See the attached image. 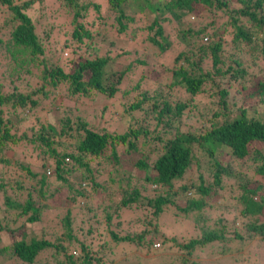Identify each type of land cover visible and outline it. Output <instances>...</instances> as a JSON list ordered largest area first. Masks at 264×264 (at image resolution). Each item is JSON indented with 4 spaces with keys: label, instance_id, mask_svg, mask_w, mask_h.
I'll use <instances>...</instances> for the list:
<instances>
[{
    "label": "trees",
    "instance_id": "1",
    "mask_svg": "<svg viewBox=\"0 0 264 264\" xmlns=\"http://www.w3.org/2000/svg\"><path fill=\"white\" fill-rule=\"evenodd\" d=\"M36 1L42 3L0 0L8 10L0 24L6 35L0 36V259L16 264H104L106 252L126 253L130 247L150 248L159 241L178 251L175 262L197 264L191 258L197 250L214 244L224 253L230 240L244 238L228 230L234 219L208 214L218 207V191L230 177L236 181L242 227L264 240V198L257 192L262 185L243 172L250 168L253 174H264V71L259 68L246 79L241 59L264 60V0H107L115 12V32L127 33L128 39L137 34L130 30L137 14L152 15L143 31L158 53L172 46L162 23L173 20L180 25L202 11L224 19L220 27L229 30L233 49L212 38L219 35L214 17L195 29L179 26L181 43L191 34L212 39L197 45L196 61L182 50L170 67L161 63L157 71L145 59L112 67L117 57L128 53L127 45L123 40L121 51L107 27L90 30L76 21L87 7L98 10L99 4L88 0H52L71 12L73 27L63 48L73 56L66 69L56 51L49 60V28L37 32L27 12ZM81 43L83 52L78 51ZM99 43L110 47L100 52ZM204 58L210 61L207 68L200 65ZM136 63L141 75L123 84ZM162 71L165 77L158 76ZM146 81L150 89L143 86ZM231 81H239L241 100L233 109L226 101ZM164 85L181 89L186 100ZM200 92L207 94L208 105L198 111L201 122L195 126L191 112L197 109L193 101ZM95 95L107 100L119 95L122 101L114 111L110 106L108 113L101 110L89 118L79 104L92 103ZM63 100H72L73 106ZM115 122L122 123L121 129ZM54 197L63 203L51 226L56 234L50 238L43 210ZM166 220L187 235H180V241L165 235Z\"/></svg>",
    "mask_w": 264,
    "mask_h": 264
},
{
    "label": "rangeland",
    "instance_id": "2",
    "mask_svg": "<svg viewBox=\"0 0 264 264\" xmlns=\"http://www.w3.org/2000/svg\"><path fill=\"white\" fill-rule=\"evenodd\" d=\"M85 2L87 0H79V2ZM95 2L99 4L98 10L95 11L92 7H87L84 12L81 13L80 16L76 18V21L79 23H82V25L85 28H88L90 30H96L98 26H104L109 29L108 35L109 38H111L115 42V48H118L119 50L123 51L122 48L119 46H123V40L124 44L127 45L128 53L122 54L119 57H117L113 63L112 67L118 66L120 64H125L127 61L133 62L135 59H145V62H147L148 67H154V69L160 70L161 63L165 64L166 66L170 67L173 62L172 59L178 53L179 51H184L185 56L188 57V60L196 61L197 55H199V52L197 51V45L200 42L208 43L210 39L212 38H220L222 39V43L224 48L233 49V46L230 43V34L229 30L222 29L220 27V24L222 20H224L218 13L216 16H214V13L211 14L208 11H202L197 16L193 14L192 16L185 17L180 25L177 24V22L171 20L168 22L162 23V27L164 30V33L168 37V39L172 40V46L168 48L166 51H163L162 53H158V49L152 45L147 38L144 37L145 32L143 31V26L148 22L150 17L152 16L149 12H139L137 16L138 18H135L134 22H131L130 30H133L135 33V36L131 39H128L127 33H116L115 32V20L113 19V16L115 15V12L108 9V3L107 0H88ZM87 1V2H88ZM59 4H56L52 2V0H42L41 2H34L30 8L27 10L28 15L34 22L36 26V31L41 34L42 29H48L49 28V34L48 38L45 41V54L48 55V59L52 61L53 55L52 53L56 51L58 59L57 60L60 64H63L65 66V69L67 66H69V60L73 56L72 53L69 50H66L63 48V42L65 40L70 39V32L73 27V23H71V12L69 10H66L64 7H59ZM8 14V10L0 5V24L3 22V20L6 18V15ZM214 17V18H213ZM187 18V20H185ZM211 18L214 19V26H217V29L219 30V35L213 36L212 38L209 36L201 37L200 35H194L191 34L188 37H186V40L181 43L182 41L180 39V34H178L177 29L179 28H185L187 25H190L193 29L201 26L203 23H208ZM6 31V30H5ZM4 31V32H5ZM139 31V32H138ZM142 32V33H140ZM94 35V33H93ZM0 36L5 38L6 35L2 32H0ZM127 36V37H126ZM94 40V38H93ZM126 40V43H125ZM84 41H89L84 39ZM90 42V41H89ZM98 44V43H97ZM100 45V52L107 51L110 46H107L104 43H99ZM113 46V45H112ZM56 49V50H55ZM85 47L81 43L78 47L79 52H83ZM241 52V51H240ZM238 52V54L240 53ZM2 52H0V59L2 56ZM115 54L114 51L112 53ZM52 55V56H51ZM225 55H228L227 51L225 50ZM55 59V58H54ZM53 59V60H54ZM243 62V68L246 70V75L248 79L251 75L257 73L258 69L262 68L264 71V60H258L254 63H251L248 61L247 57H241ZM180 61L176 65L180 64ZM209 60L202 59L200 62L201 67L207 68L209 65ZM230 62V60L226 61ZM133 75L130 77L129 74L125 75L123 79V84H132L134 83L135 79H138L139 76L142 73V67L139 64L134 65ZM132 73V72H131ZM167 75V72L162 71L160 73L161 77H165ZM245 80V79H244ZM169 78L164 82H169ZM238 84L239 81H231L229 85L227 86L228 95L226 98L227 106L230 105V109H233L235 105L239 104L241 102L240 100V91H238ZM128 85V87H129ZM144 87L151 88V82L146 81L145 84H143ZM164 90H167L170 88V90H167V92L170 91V93L176 97H178L181 101L186 100L187 94L182 92L180 89H176L175 87H170L167 85L163 86ZM175 93V94H174ZM103 96L95 95L92 103L90 101H85L82 103V105L79 104V110L84 109L85 115L89 118H91V115H95L93 113L100 112L103 110L104 112H107L108 108L111 106V111H114V108L120 101V96H114L110 99H104ZM208 97L205 92H200L196 95L195 100L193 101L195 107H197L196 110H193L191 114H194L193 117V123L195 126H198L201 122L198 120V111H204L205 106L208 105ZM72 100H63L62 104H67L70 106H73ZM231 103H234L233 105ZM92 104V105H91ZM91 105L89 108L87 106ZM58 112V111H56ZM103 112V113H104ZM108 113V112H107ZM106 113V114H107ZM51 114V113H50ZM104 115V118H108L107 115ZM114 125L117 129H121L122 123L115 122ZM18 150H22L25 152V149L23 147H17ZM243 172H245L247 175V178L250 181H255L256 183L261 184V188L257 190L259 194L261 195V198H264V174H253L252 169L250 168H243ZM236 181L234 178H225L223 182V188L218 191V196L215 201V204L218 206L214 209L208 210V214L211 218H214L216 216H223L227 220L234 219V226L228 228V230L235 229L238 233L242 234L244 238L239 241L238 238H233L229 242V249L224 253H219L218 247L216 245L208 246L202 251L197 250L193 256L191 257L196 261L197 264H264V240L259 239L258 236L252 235L251 233L248 234L247 231L242 227L243 220L239 217V208L240 205L235 202V184ZM253 199L258 201L259 196L254 195ZM234 200V201H233ZM63 198H50L48 199V204L50 207L43 210V224H46L47 227H45L46 237L53 238L55 231L52 230V222L53 220L57 219V214L62 207ZM48 218H51V220H48ZM261 218V216H259ZM163 232L165 235L170 236L173 235L176 237L178 241H180V235L183 234V236L187 235L186 231L182 229H175L173 224H171L168 220L164 222ZM156 241V240H154ZM158 241V240H157ZM95 243V242H94ZM159 243V241H158ZM120 246V245H119ZM162 247H165L162 249ZM127 249V248H126ZM76 251V250H75ZM136 254V258H131L129 255ZM45 252H41L38 256L41 257V260L43 259ZM77 254V251L75 252ZM178 254V251H175L173 248H169L166 245L159 244V247L154 249V247H147L146 245H141L137 247H130L127 249L126 253H122L121 251H116L115 254H106L104 253L102 256V260L104 264H179L178 262H175L176 255ZM136 259V260H135ZM174 259V260H173ZM0 259V264H16L14 262V259L12 260H6ZM35 264H42L41 262L35 263Z\"/></svg>",
    "mask_w": 264,
    "mask_h": 264
},
{
    "label": "built area",
    "instance_id": "3",
    "mask_svg": "<svg viewBox=\"0 0 264 264\" xmlns=\"http://www.w3.org/2000/svg\"><path fill=\"white\" fill-rule=\"evenodd\" d=\"M153 246H154V247H157V246H158V243H154Z\"/></svg>",
    "mask_w": 264,
    "mask_h": 264
},
{
    "label": "clouds",
    "instance_id": "4",
    "mask_svg": "<svg viewBox=\"0 0 264 264\" xmlns=\"http://www.w3.org/2000/svg\"><path fill=\"white\" fill-rule=\"evenodd\" d=\"M155 243H157V242H155ZM158 246H159V243H158ZM158 246H157V247H158ZM153 247H154V246H153ZM157 247H154V249H156Z\"/></svg>",
    "mask_w": 264,
    "mask_h": 264
}]
</instances>
